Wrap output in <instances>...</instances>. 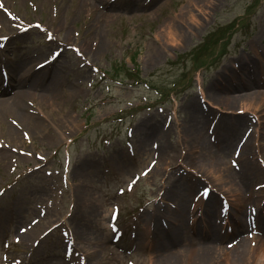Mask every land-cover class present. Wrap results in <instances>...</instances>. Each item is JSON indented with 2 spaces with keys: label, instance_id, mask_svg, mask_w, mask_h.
<instances>
[{
  "label": "rangeland",
  "instance_id": "374dc122",
  "mask_svg": "<svg viewBox=\"0 0 264 264\" xmlns=\"http://www.w3.org/2000/svg\"><path fill=\"white\" fill-rule=\"evenodd\" d=\"M79 1L0 0V72L15 52L48 53L61 70L52 103L49 80L26 75L36 131L0 115V264H264V112L255 96L234 98L230 110L212 101L244 94L217 86L225 64L252 82L244 91L264 96V0H85L81 12ZM132 61L141 83L118 79ZM192 107L209 121L200 124ZM218 119L257 165L242 190L222 177L239 170L241 147H218L223 169L209 162ZM10 128L18 135L7 136ZM192 129L205 149L187 145ZM167 190L188 208L181 244L160 250L174 235L146 232L140 219L165 207ZM209 202L215 223L202 210ZM242 236L244 252L232 247Z\"/></svg>",
  "mask_w": 264,
  "mask_h": 264
},
{
  "label": "bare ground",
  "instance_id": "6f19581e",
  "mask_svg": "<svg viewBox=\"0 0 264 264\" xmlns=\"http://www.w3.org/2000/svg\"><path fill=\"white\" fill-rule=\"evenodd\" d=\"M85 2H86L85 0L79 1L78 11L80 12L85 11ZM87 6L91 8V10H88V12L94 13L93 11L94 8L91 7L89 4H87ZM15 53L16 55L13 58L9 59V63L7 64L6 69L5 70L2 69V71L0 72V115L10 117L13 123L16 122L14 123V125L17 127H18L17 124L18 121L21 122L22 125H25V127L22 128V132L25 128L30 132H34L36 131L35 127L38 124L34 123L32 120H29L28 117L32 114L33 112L32 106L35 103V101H33L34 96L32 94L33 89H35V83L32 81V77L26 75H28L32 71L33 76L37 75L35 77L38 76H40L41 78L45 77L49 80L48 85L45 87V91L46 93L51 95L49 101H51L52 103L56 100V89L59 82L61 81V78L59 76V73L61 75V70L58 73L52 70V68L55 67L56 59L49 58V56L47 57L48 53L36 52L34 54H29V52H27V53H23V57L21 58H18L19 56L18 52ZM33 56H36V58H34ZM45 57L48 58V60L46 58V62H45ZM242 68L245 71L249 70L246 64L241 66L240 70H242ZM230 69H231L230 64L223 65L221 71L215 75L214 81L217 83L218 87H221V82L223 81L227 82L226 87H229L230 89H234L233 91L235 90L241 91L244 94H239L236 96H223V97L217 96L214 97L212 101L214 103L216 102L220 106H224V104H226L225 106L226 110H230L233 107L234 98L237 101H241L245 98H251L255 96V100H256L254 104L255 109L259 110L260 112H264V96L256 94L257 93L256 91H249L251 93H249L248 91H244L251 86L252 82L250 80L246 81L247 79L238 80L237 70H235L234 68H233L234 70H230ZM38 73L41 74L38 75ZM224 91L227 90L225 89ZM6 93H8L9 96L11 94V97L7 99L3 98L6 97L5 96L7 95ZM224 100L226 101V103H223ZM39 103L37 104V108L41 111H44L42 104ZM191 109L193 116L201 117V120L199 121L200 124L204 122L207 123V121H209L210 116L208 112L205 113L203 110L199 109L198 107H192ZM216 121H218L217 126L219 130H215V129L213 130L214 132L213 137L217 140V142H216V146L212 145L213 148H215V151H213L208 157L209 162L217 170L223 169V162L221 161L219 154H223L225 150L220 151L218 147H224V149L226 150L235 147V145L236 148L241 147L240 149L235 150V156L237 157V159H240L239 170L235 171L233 169L226 167L224 168L226 170L224 171L222 177L226 182L228 181L230 183L233 182L234 185L239 186V188L242 190L244 187L246 188V183L249 180V178L251 176L257 175V172H255V170H257L256 169L257 165L250 162L251 159H249V157L253 158V155H251L252 153L250 149L247 148V143L243 144L242 145L243 147L236 144L239 134L236 135L237 137L233 138V136L230 134L231 133L230 130H223L221 128L222 124H224L223 123L224 120L218 119ZM204 127H206V125ZM199 128H197V130L201 131L199 130ZM195 131H196L195 129L191 130L190 138L189 141L187 142V145L189 146L190 149H194V148L205 149L206 147H204L205 146L204 141H206V138L204 140L203 134L196 133ZM262 134H264V132H260V135ZM13 135L15 136L18 135L17 129L16 130L12 128L8 129L7 136L11 138L13 137ZM262 139L264 140V138ZM258 146L262 151L259 152L258 155V158L260 159L264 157L263 154L264 144H258ZM155 172L159 174L160 170H155ZM241 190H238L237 192L232 194V196L234 197V200L237 197V195L240 196L239 198L241 199L243 211L246 212L244 208L246 206L247 200L244 198V196H242ZM163 195H164L163 199L166 201L164 205L165 207H163V209L157 207L156 210H153L152 212L143 215V217L140 220L143 222L144 229L146 232L147 231L151 232V230L152 231L162 230L164 232H171V234L174 235L171 245L166 246V243H163L161 244V249H160V250L162 249L170 250L172 248H176L177 245H180L181 239H183L184 236L183 226L185 223L184 217L186 215V211L188 208V201H186L184 197L180 198L175 192L169 190L165 191ZM171 196H173L177 201H179L180 206L178 209H172V207H170L171 198L169 199V197ZM211 203H215V202L211 201ZM252 209L253 207L250 210ZM202 210L205 213L206 220L208 222L215 223L213 220L214 219L213 215L216 212L215 204L211 205L209 202L207 203V205L203 206ZM244 212H243V218L241 219V227L239 228V231H241L243 234L246 233V229H247L245 226L246 217H244ZM166 225L168 226L165 227ZM165 228H167V230H164ZM252 230L255 231L256 229L252 228ZM162 231L160 232L161 234L159 237H161L162 233H164ZM239 238H240L239 242H237L238 241L237 240L232 245V247L236 248L239 246L238 250L240 252H244L245 250H247L243 247L244 242H248V241L246 240L245 236ZM34 239L37 241V238L34 237ZM210 239L213 243L214 242L221 243L224 237H221L218 234H213L210 237ZM24 240L28 241L27 243H29L30 246L33 244L32 237L30 236H24ZM204 248L205 246L202 245L201 247L197 248L198 250L197 249L196 250L205 251ZM207 250H211V249H207ZM262 254L264 255V251H262ZM205 260H206L205 257L202 256L196 261L204 262Z\"/></svg>",
  "mask_w": 264,
  "mask_h": 264
},
{
  "label": "trees",
  "instance_id": "16d2710c",
  "mask_svg": "<svg viewBox=\"0 0 264 264\" xmlns=\"http://www.w3.org/2000/svg\"><path fill=\"white\" fill-rule=\"evenodd\" d=\"M133 62V61H132ZM133 64H134V62H133ZM123 74L127 77V78H131V79H134V78H137V74H138V70H137V68H136V66L134 65V67H133V69L132 70H130V69H126L125 67H124V69H123ZM139 75V74H138ZM119 76V73H117V71H116V77H118ZM125 77H123V79H124Z\"/></svg>",
  "mask_w": 264,
  "mask_h": 264
}]
</instances>
